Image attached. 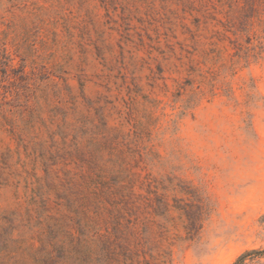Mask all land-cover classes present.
Here are the masks:
<instances>
[{"label": "rangeland", "instance_id": "obj_1", "mask_svg": "<svg viewBox=\"0 0 264 264\" xmlns=\"http://www.w3.org/2000/svg\"><path fill=\"white\" fill-rule=\"evenodd\" d=\"M0 264H264V0H0Z\"/></svg>", "mask_w": 264, "mask_h": 264}]
</instances>
